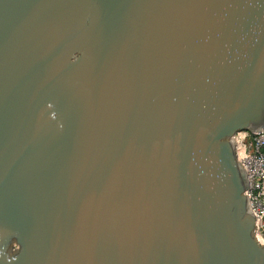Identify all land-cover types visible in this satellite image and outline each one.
Segmentation results:
<instances>
[{
  "label": "water",
  "instance_id": "obj_1",
  "mask_svg": "<svg viewBox=\"0 0 264 264\" xmlns=\"http://www.w3.org/2000/svg\"><path fill=\"white\" fill-rule=\"evenodd\" d=\"M242 130L264 0H0V264H264Z\"/></svg>",
  "mask_w": 264,
  "mask_h": 264
},
{
  "label": "built area",
  "instance_id": "obj_2",
  "mask_svg": "<svg viewBox=\"0 0 264 264\" xmlns=\"http://www.w3.org/2000/svg\"><path fill=\"white\" fill-rule=\"evenodd\" d=\"M235 154L242 164L248 189L250 210L257 219L253 236L264 245V133L237 131L233 135Z\"/></svg>",
  "mask_w": 264,
  "mask_h": 264
}]
</instances>
